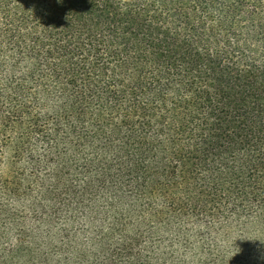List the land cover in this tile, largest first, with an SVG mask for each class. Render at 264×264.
<instances>
[{
  "label": "trees",
  "instance_id": "trees-1",
  "mask_svg": "<svg viewBox=\"0 0 264 264\" xmlns=\"http://www.w3.org/2000/svg\"><path fill=\"white\" fill-rule=\"evenodd\" d=\"M0 264H264V0H0Z\"/></svg>",
  "mask_w": 264,
  "mask_h": 264
}]
</instances>
